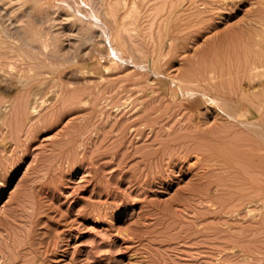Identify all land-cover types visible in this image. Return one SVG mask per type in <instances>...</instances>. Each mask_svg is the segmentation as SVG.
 Returning <instances> with one entry per match:
<instances>
[{"label": "rangeland", "instance_id": "obj_1", "mask_svg": "<svg viewBox=\"0 0 264 264\" xmlns=\"http://www.w3.org/2000/svg\"><path fill=\"white\" fill-rule=\"evenodd\" d=\"M119 1L111 0L116 4ZM126 1L129 7L134 0H123L118 8L125 7L123 2ZM139 3L140 8L146 9H141L142 16H137V30H133L130 37L126 35L129 44L138 42L133 45L137 49L135 54L140 52L139 59L135 55L136 58L131 59L133 62L130 61L125 51L124 60H117L116 69L109 72L110 58H98L93 42H79L81 34L72 30L64 16L57 22L65 38L62 46L59 45L61 55L50 52L40 60L39 55L24 46L22 39L28 26L42 35L50 30L49 20L54 14L44 5L33 7L30 16L20 14L22 30L12 42L7 36L2 37L5 34L0 28V40L6 38V42L0 41V105L14 101L18 116H22L21 119L17 116L16 143L6 130L0 129V264H264V129L259 134V129L228 125L231 122L227 116L210 102L199 106L192 114L176 85L177 78L213 61L220 64L219 67L235 65L234 70L238 65V70L248 46L247 23L264 13V6L259 0H225L224 3L221 0H186L180 3L181 8L177 7L176 16L168 23L171 28L161 32L164 36L167 34L162 56L158 47L153 50L151 41L148 43L152 32L157 33V37L159 29L166 26L162 14L159 16L152 10L154 2L147 4L139 0ZM259 6L263 10H259ZM72 7L78 13L79 6L73 3ZM124 7L119 17L126 24L130 19L124 16L128 11ZM148 8L149 17L145 12ZM84 9L80 10L88 14ZM153 16L158 17L154 23ZM129 22L132 24V21L127 24ZM148 25L152 27L150 30H147ZM93 32L94 42L99 41L98 48L105 49L106 42L103 38L99 40L100 32ZM157 40L160 45L161 40ZM170 41L173 49H169ZM155 57L161 59L153 67L150 61ZM244 80L247 79H243L242 87L252 90L250 86L255 83L252 85ZM54 84L57 88L63 84L70 89L66 97L63 96L64 101L52 100ZM53 85L55 88L51 87ZM46 87L51 89L46 92ZM30 90L42 91L44 96L39 102L46 104L39 106L38 114L32 115L25 105L24 96L29 95ZM225 92L234 97L235 101L228 105L229 110H234L240 98ZM85 99H90L89 103L79 102H86ZM247 100H242L240 109L246 113L252 111L250 120L261 123L264 128V118ZM141 102L150 105L148 111L152 114V128L147 129L143 139L130 134L137 127L133 123L139 117L135 112L137 107L135 111L132 109ZM13 120L16 123V118ZM193 127L197 130L191 129ZM123 130L129 133L125 138L120 136ZM167 130L172 138H166ZM197 132L214 138L213 145L208 143L209 156L206 152L200 153L203 158L199 159L194 153L190 157H185L184 153L177 155L179 147L175 138L180 140L181 135ZM235 135L238 138H234ZM165 140L173 142L167 150L175 154L171 159L163 155L165 147L160 141ZM155 149L159 150L158 154L153 153Z\"/></svg>", "mask_w": 264, "mask_h": 264}, {"label": "bare ground", "instance_id": "obj_2", "mask_svg": "<svg viewBox=\"0 0 264 264\" xmlns=\"http://www.w3.org/2000/svg\"><path fill=\"white\" fill-rule=\"evenodd\" d=\"M74 1H76V2H72V1H68V0H0V28H2V31H3V33L5 34L4 36L2 35V37L4 38L5 36H7V38L10 40V42H12V38L17 34V33H21V30H22V27H21V25L19 24V22H20V18H19V16H20V14H23L24 13V16H30V14L32 13V9H33V7H35V6H40V5H44V8L45 9H47L48 11L50 10V11H53L52 13L54 14V15H52L51 13H50V15H52L53 17H50L51 19L49 20L51 23V25H50V30L47 32V33H45V34H43L42 35V33L40 32L39 33V31H37L36 29H34V28H32V27H27L26 28V31H25V36H24V38L22 39V40H24L23 42H24V46L26 47V48H28V49H30L32 52H34L35 53V55H39L40 56V58L39 57H37V58H39L40 60H41V56L42 55H46V57H47V55L51 52V53H54V54H56L57 56H59V55H61V50L62 49H60L59 48V45L60 46H62V42L64 41V39L65 38H63L62 37V35L64 36V33L62 34L60 31H59V28H58V25L60 24H57V22H59L60 21V18L61 17H65V21L67 22V24H69V23H71V26H72V30L74 31V30H77L78 31V33H80L81 34V38H80V40H79V42H83V43H85L86 42V44H88L89 42H93V48H94V51L96 52V54H97V56H98V58L100 57V59H105V58H110V61H109V63H112L111 64V67H109V68H111V69H108L107 71L109 72V71H111L113 68H114V66H115V64H116V62H117V60H119V59H121V61H123L124 60V53H125V51H126V53H127V55L129 56V57H131L130 58V61H132L134 58H136L135 57V55H137V54H135V53H137V49H136V47L133 45V44H135V42L133 43V44H129V42L126 40V35H127V37L129 36L130 37V35L129 34H131V36H132V34H133V30H137V28H136V23H137V21H136V19H137V16H139V15H141L140 14V12L143 10L142 8H140V4L141 3H139L138 4V2H139V0H134L133 1V3H132V5H128L129 7H127V1L126 2H123L124 3V5H126L125 7L124 6H121V8H118L119 7V5L121 4L120 2H122L123 0H121V1H119L117 4H116V2H114V3H112L111 2V0H74ZM116 1V0H115ZM143 1V3H147L148 4V2L150 3H152V2H154V4L152 5V7H153V9L152 10H154V12H156L157 13V15H159L160 16V14H162V18L161 19H163V22H165V25L166 26H164V27H166L165 29H164V27H163V29H159L158 31V34L160 33V35H158L157 37H156V35L155 34H157V33H151V31H150V33H151V36L148 34V33H146V34H148L149 36H150V40L148 41V43H150V41H151V45L153 46V50H156V48L158 49V51H159V54H160V52H162L163 51V49H164V38L166 37L167 38V34L164 36V35H162V33L165 31H167V28L169 29V28H171V27H168L169 25H171V24H169L168 25V23H170V22H172V21H170L171 19H174V16H176V15H174V13L176 12V10H177V7L180 5V3H183V2H185L186 0H142ZM188 1V0H187ZM190 1V0H189ZM221 1H223V3H224V1L225 0H221ZM252 1V0H251ZM260 1V3L264 6V0H259ZM131 2H132V0H131ZM227 2V1H226ZM73 3H76L79 7H78V13L76 12V10H74V8L72 7V5H73ZM120 3V4H119ZM189 3V2H188ZM229 3V2H228ZM253 3V2H252ZM255 3V2H254ZM146 4V5H147ZM31 5V6H30ZM75 5V4H74ZM121 5H123V4H121ZM143 5H145V4H142V6ZM145 5V6H146ZM149 6H150V4H149ZM180 6H182V5H180ZM179 6V8H181ZM255 6H256V4H255ZM122 7H124V9L127 7L128 8V11H127V15L125 14H123L124 16H126V18H128V19H130V20H128V21H132V24L130 23H128L129 25H131V28L128 26V24H127V22L128 21H126V24H125V22H123V17L121 18L122 19V21H120V17H119V12H120V9H122ZM151 6H150V8H152ZM81 8H85L84 10H86L87 11V13L88 14H84L83 13V10H80ZM264 8V7H263ZM142 9V10H141ZM146 9V8H145ZM144 9V10H145ZM259 10L260 9H262L260 6H259V8H258ZM141 10V11H140ZM143 10V11H144ZM150 9L148 8L145 12H147V15H148V17H149V11ZM263 10V9H262ZM122 11H124V10H122ZM121 11V12H122ZM125 11H126V9H125ZM142 11V12H143ZM178 11V10H177ZM120 12V13H121ZM143 13V15H145L146 13ZM179 13V12H178ZM175 14H177V13H175ZM261 13H259L257 16H256V18L254 17L253 19H251L247 24H248V29L250 30L249 32H248V35L246 34H244L246 37H247V41H248V46H247V48H246V50L244 51V56H243V59H242V62H241V64H240V62H239V66H240V68L237 70V68H238V65L235 67V70L233 69L234 68V66L232 65V68H230L229 66L227 67V68H230V69H227L226 67H223V66H221V67H219L220 66V64H217L216 63V61H213V62H211V63H209V65H206V63H205V66H198V67H195L194 69H192L188 74H186L185 76H183L181 79H179V78H177V83L178 84H176V85H179L178 86V88H179V90L181 91V93H182V95H183V97H184V101L183 102H186V103H188V105L186 106V108L189 110V112H195V110H198L197 108L199 107V106H201V105H205V104H207L208 102H210V103H212V104H214V105H216L217 107H219L221 110H222V112L227 116V118H228V120L231 122V123H228V125L229 124H235V125H240V127L241 126H243V127H245V128H248V129H259V130H257V133H261V131H263V129L264 128H262V126H261V123H259V122H256V121H251L250 120V117H249V114L251 115L252 114V111H250L249 113H246L244 110H241L240 109V106H242L243 105V99H248L247 101H250L251 103H252V106L253 107H256L255 108V110H257L258 112H259V116H261V118H264V13L262 12V14L260 15ZM45 15V14H44ZM47 15V14H46ZM151 15V17H152V15H153V13L152 14H150ZM142 16V15H141ZM23 17V16H22ZM32 17V16H31ZM153 17H155V19L153 20V22L152 23H154L155 22V20L158 18V17H156V16H153ZM251 17V16H250ZM26 18V17H25ZM48 18V17H47ZM125 18V19H126ZM138 19H140V18H138ZM146 19H147V17H146ZM41 19H39V21H40ZM43 20H44V18H43ZM127 20V19H126ZM141 20H143V19H141ZM160 20V19H159ZM158 20V21H159ZM23 21V20H22ZM25 21V20H24ZM39 21H37V22H39ZM152 20H150V22H151ZM160 21H162V20H160ZM159 21V22H160ZM144 22V21H143ZM150 22H148V23H150ZM243 22V21H242ZM5 23H6V25H5ZM152 23H150V25L152 24ZM202 23V22H201ZM200 23V24H201ZM44 24H46L45 22H44ZM49 24V23H48ZM139 24V23H138ZM137 24V25H138ZM143 24V23H142ZM61 25V24H60ZM156 25V24H155ZM23 26V25H22ZM46 26V25H45ZM132 26H134V27H132ZM152 27L154 26V24L153 25H151ZM157 26V25H156ZM37 27H38V25H37ZM138 27V26H137ZM141 27H142V25H141ZM145 27V26H144ZM147 27H149V28H147V30L149 29L150 30V28H152V27H150L149 25L147 26ZM247 27V26H246ZM47 28V27H46ZM140 28V27H139ZM139 28H138V30H139ZM146 28V27H145ZM160 28H162V27H160ZM44 29V28H43ZM142 29V31L144 30L143 28H141ZM154 29V28H153ZM94 30H96V31H98V32H100V35H101V38H99V40H101L102 38V40L103 41H105L106 42V44L104 45L103 43H101L100 42V46H102V44H103V46H106L105 47V49H102V50H100V48H102V47H100V48H98V46H97V43L99 44V41L96 43V42H94V39H95V36H93L94 34ZM146 29H145V31H147ZM155 30H157V27L155 28ZM154 30V31H155ZM2 31H0V33L2 32ZM77 31H76V33H77ZM198 31V30H197ZM162 32V33H161ZM168 32H169V30H168ZM32 34V36L30 35V34ZM141 33V32H140ZM143 33V32H142ZM181 33V32H180ZM34 34V35H33ZM62 34V35H61ZM69 34V33H68ZM75 34V33H74ZM145 34V33H144ZM1 35V34H0ZM19 35V34H18ZM70 35V34H69ZM77 35V34H76ZM100 35H98V36H100ZM141 35V34H140ZM143 35V34H142ZM17 36V35H16ZM65 36H67V35H65ZM78 36H79V34H78ZM136 36V35H135ZM134 36V37H135ZM2 37H0V38H2ZM80 37V36H79ZM137 37L138 36H136V38L135 39H137ZM142 37V36H141ZM145 37V36H144ZM148 37V36H147ZM170 37V36H169ZM217 37V36H216ZM143 38V37H142ZM141 38V39H142ZM157 38H159V40H161V42H160V45L158 44L159 42H158V40H157ZM171 38V37H170ZM140 38H139V40H141ZM144 39V38H143ZM173 39V38H172ZM172 39H169V40H171V41H173ZM198 39V38H197ZM16 39H14V41H15ZM101 40V41H102ZM138 40V39H137ZM145 40V39H144ZM168 40V41H169ZM1 41V40H0ZM5 42H6V38H5V40H4ZM3 40L1 41V42H4ZM145 41H147V38H146V40ZM144 41V42H145ZM169 42L170 43V45H169V49H173V43L172 42ZM240 41V40H239ZM88 42V43H87ZM104 42V43H105ZM167 42V41H166ZM232 42V41H231ZM83 43H82V45H83ZM138 42H136V44H137ZM8 44V43H7ZM13 44V43H12ZM16 44V43H15ZM140 44H143L142 42H140ZM145 44V43H144ZM242 44V43H241ZM1 45V44H0ZM4 45V44H3ZM85 45V44H84ZM191 45H193V44H191ZM5 46V45H4ZM11 47H12V45H10ZM17 46V45H16ZM70 46V45H69ZM144 46V45H143ZM226 46V45H225ZM224 46V47H225ZM242 46V45H241ZM10 47V48H11ZM19 47V46H18ZM17 47V48H18ZM175 47V46H174ZM245 47V46H244ZM3 48V47H2ZM6 48H7V46H6ZM21 48V47H20ZM19 48V49H20ZM98 48V49H97ZM104 48V47H103ZM135 48V49H134ZM211 48V47H210ZM218 48V47H217ZM243 48V47H242ZM1 49V48H0ZM22 49V48H21ZM2 50H4V49H2ZM15 50V49H14ZM14 50H12L11 49V51H14ZM25 50V49H24ZM66 50V49H65ZM64 50V51H65ZM143 50V49H142ZM145 50V49H144ZM167 50V49H166ZM166 50H164V51H166ZM185 50V49H184ZM213 50V49H212ZM216 51H217V49H215ZM215 50H213V51H215ZM17 51V50H16ZM212 51V52H213ZM243 51V50H242ZM22 52V51H21ZM69 52V51H68ZM84 52V51H83ZM1 53V52H0ZM15 53V52H14ZM29 53V52H28ZM33 53V54H34ZM87 53V52H86ZM142 53V52H141ZM153 53V52H152ZM158 53V52H157ZM167 53V52H166ZM170 53V52H169ZM214 53V52H213ZM2 54V53H1ZM0 54V55H1ZM32 54V55H33ZM85 54V53H84ZM139 54H140V52H139ZM139 54L137 55L138 56V59H139ZM148 54V53H147ZM158 54V55H159ZM163 54V52L161 53V55ZM232 54V53H231ZM126 55V54H125ZM157 55V56H158ZM161 55H159L160 57H161ZM164 55V54H163ZM162 55V56H163ZM166 55V54H165ZM2 56V55H1ZM6 56V55H5ZM23 56V55H22ZM30 55H28V57H29ZM52 56V55H51ZM145 56V55H144ZM147 56V55H146ZM151 56H152V54H151ZM150 56V57H151ZM168 56V55H167ZM16 57V56H15ZM28 57L26 58V59H28ZM55 56H53V58H54ZM91 57V56H90ZM141 57V56H140ZM149 57V58H150ZM160 57H158V58H156V59H154L153 61H150V62H152V65H153V67L155 66H157L158 65V61H159V59H161ZM207 57V56H206ZM228 57V56H227ZM3 58V57H2ZM19 58V57H18ZM58 58V57H57ZM76 58V57H75ZM144 58V57H143ZM215 58H217V57H215ZM231 58V57H230ZM235 59H236V57H234ZM22 59V58H21ZM78 59V58H77ZM132 59V60H131ZM141 59V58H140ZM145 59V61H146V59L147 58H144ZM201 59V58H200ZM31 60V59H30ZM42 60H44L43 59V56H42ZM58 60V59H57ZM142 60V59H141ZM237 60V59H236ZM47 61H48V59H47ZM55 61H56V57H55ZM59 61V60H58ZM62 61V60H61ZM72 61V60H71ZM221 61V60H220ZM239 61V60H238ZM31 62V61H30ZM42 62V61H41ZM133 62V61H132ZM217 62H219V60H217ZM21 63V62H20ZM45 63V62H44ZM47 63V62H46ZM146 63H148V62H146ZM222 63V62H221ZM39 64V63H38ZM223 64V63H222ZM52 65V64H51ZM50 65V66H51ZM79 65V64H78ZM194 65V64H193ZM219 65V66H218ZM16 66V65H15ZM28 66V65H27ZM33 66V65H32ZM42 66V65H41ZM54 66V65H53ZM60 66H61V64H60ZM17 67V66H16ZM58 67V66H57ZM106 68H108V67H105L104 69H106ZM148 68V67H147ZM40 69H42V68H40ZM114 69H116V68H114ZM140 69H141V67H140ZM142 69H144V68H142ZM149 69V68H148ZM145 70V69H144ZM47 71H48V69H47ZM188 72V71H187ZM89 73V72H88ZM37 74V73H36ZM84 74V73H83ZM86 74V73H85ZM84 74V75H85ZM92 74V73H91ZM10 75V74H9ZM58 76V75H57ZM106 78V77H105ZM171 79H173V78H171ZM243 79H247V80H244V81H246V82H250V83H252V85L255 83V85L252 87V86H250L251 88H252V90L250 89H248V90H246V89H244L243 87H242V81H243ZM108 80V79H107ZM154 80V79H153ZM104 81V80H103ZM117 81V80H116ZM21 82V81H20ZM58 82V81H57ZM60 82V81H59ZM150 82V81H149ZM152 82V81H151ZM76 83V82H75ZM97 83V82H96ZM119 84V83H118ZM140 84H142V83H140ZM139 84V85H140ZM55 85V84H54ZM54 85L53 86H51V87H53V88H55L54 87ZM56 85H58V83H56ZM55 85V86H56ZM147 85V84H146ZM154 85V84H153ZM173 85V84H172ZM50 86V85H49ZM60 86H61V84H60ZM64 85L62 84V87H59V88H57V86H56V88H55V92L53 91L54 89H52L51 91L53 92L52 93V100H56V101H64V97L63 96H65V93H66V91L68 92V90H70L69 88H66L65 86V88L63 87ZM244 86V85H243ZM25 87V86H24ZM26 87H27V85H26ZM246 87V86H245ZM41 88V87H40ZM89 88V87H88ZM45 89V88H44ZM49 89H51L50 87L47 89V87H46V89L44 90V91H46V90H49ZM99 89H100V87H99ZM116 89V88H115ZM83 90V89H82ZM86 90V89H85ZM101 90V89H100ZM113 90H114V88H113ZM28 91H29V89H28ZM42 91H43V89H42ZM42 91L40 92H36V91H33V90H30V92H29V95L26 93V96L28 95V97L27 98H25L26 96H24V100H25V102H26V104L25 105H27L30 109H31V111H32V113H31V111H30V113L33 115V114H38V112H39V106H43V105H45L46 103H45V101H43L42 103H40L39 101L42 99V97H44V96H42ZM96 91H97V89H96ZM147 91H149V90H147ZM225 91H229L230 93L232 92L233 93V95H236L237 96V98H242V100H237V107H235V109L233 110H229L228 109V105H229V103L230 102H234L235 101V99H234V97L233 96H231V95H229V94H227L228 92H225ZM47 92V91H46ZM73 92V91H72ZM98 92V91H97ZM99 92H101V91H99ZM113 92V91H112ZM111 92V93H112ZM49 93V92H48ZM231 93V94H232ZM8 94V93H7ZM20 94V93H19ZM44 94V93H43ZM50 94H51V92H50ZM68 94V93H67ZM72 94H74V93H72ZM45 95V94H44ZM71 95V94H70ZM98 95V94H97ZM96 95V96H97ZM100 95V94H99ZM87 96V95H86ZM90 93H89V98H90ZM133 96V95H132ZM145 96V95H144ZM66 97V96H65ZM82 97V96H81ZM92 97H94L95 99H96V97L95 96H92ZM149 97V96H148ZM160 97V96H159ZM164 97V96H163ZM1 98V97H0ZM11 98V97H10ZM100 98V97H99ZM132 98V97H131ZM154 98H155V96H154ZM4 99H5V97H4ZM47 99V98H46ZM70 99V98H69ZM73 99H75V98H73ZM86 99H88V98H86ZM85 99V100H86ZM91 99V98H90ZM89 99V100H90ZM110 99V98H109ZM137 99V98H136ZM140 99V98H139ZM142 99V98H141ZM68 100V99H67ZM88 100V101H89ZM105 100V99H104ZM150 100V99H149ZM22 101H23V99H22ZM73 101V100H72ZM87 100H86V102L84 101V100H81V101H79V102H81V103H87L88 102ZM137 101V100H136ZM140 101V100H139ZM142 101V100H141ZM175 101V100H174ZM9 102V101H8ZM19 102V105H20V102L21 101H18ZM52 103L51 104H53L54 102L53 101H51ZM66 103H67V101H65ZM93 102L94 101H92V104H93ZM146 102V101H145ZM151 102H152V100H151ZM155 102V101H154ZM167 102V101H166ZM165 102V103H166ZM45 103V104H44ZM48 103V102H47ZM65 103V104H66ZM76 103H77V101H76ZM89 103V102H88ZM91 103V102H90ZM125 103V102H124ZM127 103V102H126ZM147 103V102H146ZM148 103H149V101H148ZM164 103V102H163ZM250 103V104H251ZM23 104V103H22ZM120 104V103H119ZM131 104V103H130ZM151 104V103H150ZM153 104V103H152ZM162 104V103H161ZM233 104H235V103H233ZM24 105V104H23ZM24 105V106H25ZM74 105V104H73ZM99 105V104H98ZM111 105V104H110ZM109 105V107H111ZM124 105V104H123ZM126 105V104H125ZM123 106V107H129V104L128 105H126V106ZM132 105H134V104H132ZM131 105V106H132ZM140 105V106H139ZM138 106H136L135 105V107L132 109V110H134L136 107V111L135 112H137L136 113V115L137 116H139L138 117V120L136 121V122H134L133 123V125L134 126H137V127H135V128H133V130H131L130 131V134H132V135H136L135 137H138V138H141V139H143V138H145V136H147V132H148V128H150V126L152 125V124H150V117L152 116V114L148 111L149 109H151L150 107L148 108V105L149 104H144L143 102H141L140 104H139ZM162 105H164V104H162ZM184 105H185V103H184ZM240 105V106H239ZM15 104H14V101L13 102H9V104L6 102V103H2L1 105H0V129L1 128H3V131L4 130H6L7 132L6 133H9L10 135H11V137L10 138H12L13 137V139H14V141H15V143H16V136L18 135V133H19V129H18V118H17V116H18V114H17V112H16V108H15ZM50 106V105H49ZM52 106V105H51ZM85 106H87V105H85ZM121 106V105H120ZM150 106V105H149ZM152 106V105H151ZM161 106V105H160ZM183 106V105H182ZM181 106V107H182ZM76 107V106H75ZM78 107V106H77ZM90 107H91V105H90ZM112 107H113V105H112ZM116 107V106H115ZM117 107H118V103H117ZM18 108V107H17ZM19 108H20V106H19ZM27 108V107H26ZM153 108V107H152ZM167 108H169L168 106H167ZM23 109H24V107H23ZM97 109H99V107L97 108ZM116 109V108H115ZM114 109V110H115ZM157 109H159V108H157ZM206 109H208L207 107H206ZM219 109V110H220ZM254 109V108H253ZM18 110V109H17ZM20 110V109H19ZM120 110V109H119ZM130 110V109H129ZM184 110V109H183ZM182 110V111H183ZM200 110V109H199ZM161 111V110H160ZM169 111V110H168ZM179 111V110H178ZM181 111V112H182ZM25 112V111H24ZM127 112V111H126ZM156 112H158V111H156ZM164 112V111H163ZM189 112H188V114H189ZM198 112V111H197ZM222 112L220 113V114H222ZM40 113V112H39ZM97 113V112H96ZM119 113V112H118ZM162 113V112H161ZM177 113V112H176ZM219 113V112H218ZM25 114V113H24ZM123 114V113H122ZM160 114V113H159ZM183 114V113H182ZM187 114V113H186ZM193 114V113H192ZM200 114V113H199ZM177 115V114H176ZM179 115V114H178ZM28 116H30V115H28ZM27 116V117H28ZM173 116V115H172ZM186 116H189V115H186ZM193 116V115H192ZM192 116H190V117H192ZM221 116V115H220ZM19 117V116H18ZM22 117V116H21ZM21 117H19L20 119H21ZM182 117V116H181ZM13 118L15 119L16 118V123H15V120H13ZM38 118V117H37ZM36 118V119H37ZM96 118V117H95ZM170 117H168L167 119H169ZM224 118H225V116H224ZM29 119V118H28ZM179 119V118H178ZM187 119H188V117H187ZM186 118H185V120H184V118H183V120L184 121H186L187 120ZM27 120V119H26ZM32 120V119H31ZM44 120V119H43ZM55 120V119H54ZM136 120V119H135ZM171 120H173V119H171ZM176 120V119H175ZM182 120V121H183ZM189 120V119H188ZM20 121V120H19ZM154 121V120H153ZM152 121V122H153ZM182 121L180 120V122L182 123ZM193 121V120H192ZM30 122V121H29ZM175 122V121H174ZM173 122V123H174ZM179 122V123H180ZM187 122V121H186ZM189 122V121H188ZM22 123V122H21ZM124 123V122H123ZM155 123V122H154ZM184 123V125H185V122H183ZM182 123V124H183ZM120 124V123H119ZM161 124V123H160ZM169 124H171V123H169ZM181 124V125H182ZM22 125V124H21ZM184 125H182V126H184ZM187 125H188V123H187ZM20 126V125H19ZM122 126V125H121ZM226 126V125H225ZM160 127V126H159ZM191 126H189L188 128H187V130H189V128H190ZM28 128V127H27ZM151 128H152V126H151ZM151 128H150V130H151ZM185 128V127H184ZM199 128V127H198ZM219 128V127H218ZM29 129V128H28ZM148 129V130H147ZM157 129V128H156ZM169 129V128H168ZM173 129V128H172ZM180 129V128H179ZM179 129H178V131H179ZM191 129H196V128H191ZM220 129V128H219ZM24 130V129H23ZM149 130V131H150ZM170 130V129H169ZM174 130V129H173ZM173 130H171V131H173ZM182 130V129H181ZM197 130V129H196ZM246 130V129H245ZM124 131L125 130H123V132L121 133V138L122 137H126L127 135H129V133L128 132H126L125 131V133H124ZM184 131V133L186 132L185 130H183ZM1 132V131H0ZM5 132V131H4ZM97 132V131H96ZM118 132V131H117ZM120 132V131H119ZM154 132H156V131H154ZM154 132H150L151 134H153ZM167 132V134H168V130L166 131ZM174 133L173 134H175V130L173 131ZM177 132V131H176ZM188 132V131H187ZM192 132H194V131H192ZM204 132V131H203ZM245 132H247V131H245ZM264 132V131H263ZM158 133V132H157ZM183 133V136L185 135ZM190 133V132H189ZM238 133V132H237ZM236 133V134H237ZM243 133V132H242ZM2 134V133H1ZM4 134V133H3ZM94 134V133H93ZM180 134H181V132H180ZM235 134V133H234ZM20 135V134H19ZM97 135V134H96ZM163 135V134H162ZM178 135H179V133H178ZM177 135V136H178ZM203 135V134H202ZM201 134H198V132H197V134H189V135H185L184 137H181L180 135V137L179 138H181L180 140L178 139V137H176L175 139L177 140V145H178V147H179V150L176 152V151H173V152H176L177 153V155H181L182 153H184V155H185V157H190V155H192L193 153L194 154H196L195 156L199 159V157H202V156H200V153L202 154V153H205L206 151H208L207 149L210 147L209 145H208V143H212L213 141L215 142V140H213L214 138H212V137H208V136H202ZM1 136V135H0ZM28 136V135H27ZM81 136V135H80ZM90 136V135H89ZM167 136V137H166ZM165 137L166 138H168V136L170 137V138H172L171 136H173L172 135V133L170 132L168 135H166ZM176 136V135H175ZM209 136H211V135H209ZM3 137V136H2ZM6 137V136H5ZM8 137V136H7ZM131 137V136H130ZM161 137H163V136H161ZM165 137H163L164 139H166ZM215 137V136H214ZM228 137V136H227ZM238 138V136H236L235 135V137L234 138ZM97 138V137H96ZM155 138H158V134H157V136L155 135ZM232 139H233V137H231ZM29 139V138H28ZM151 139V138H150ZM153 139V138H152ZM215 139H218V137L217 138H215ZM231 139V140H232ZM18 140V139H17ZM179 140V141H178ZM2 141V140H1ZM14 141L12 140V142L14 143ZM254 141V140H253ZM3 142H5V141H3ZM2 142V143H3ZM161 142V146H163V147H165V148H163L164 149V153H163V155L164 156H167L168 155V158L169 159H171V157L173 158L174 156H175V154H173V153H169L168 151V149H169V147L171 146V144H173V142H172V140L170 141V140H165L164 142H162V141H160ZM236 142V141H235ZM241 142H243L242 140H241ZM248 142V141H247ZM251 142V141H250ZM8 143H9V141H8ZM7 143V144H8ZM23 143V142H22ZM116 143V142H115ZM4 144V143H3ZM197 144V145H196ZM159 145V146H160ZM212 145H213V143H212ZM251 145V144H250ZM13 146H14V144H13ZM17 146V145H16ZM249 146V145H248ZM139 147V146H138ZM172 147V146H171ZM238 147V146H237ZM160 148V147H159ZM158 148V149H159ZM252 148V147H251ZM3 149V148H2ZM14 149V148H13ZM15 149H16V147H15ZM72 149V148H71ZM139 149V148H138ZM137 149V150H138ZM144 149V148H143ZM158 149H155V151L153 152L154 154H158V152H159V150ZM231 149V148H230ZM11 150H12V147H11ZM79 150H80V148H79ZM168 150V151H167ZM174 150H176V149H174ZM181 150H183V151H181ZM215 150V149H214ZM16 151V150H15ZM246 151V150H245ZM257 151V150H256ZM3 152V151H2ZM148 153L150 152V151H147ZM147 152H145V153H147ZM209 152V151H208ZM211 152V151H210ZM160 153H161V151H160ZM159 153V154H160ZM207 153V152H206ZM137 154V153H136ZM141 154V153H140ZM10 155V154H9ZM163 155H162V157H163ZM203 155V154H202ZM207 155H208V153H207ZM11 156V155H10ZM68 156V155H67ZM148 156V155H147ZM194 156V157H195ZM209 156V155H208ZM5 157H7V156H5ZM74 157V156H73ZM122 157V156H121ZM159 157V156H158ZM185 157H183V155H182V158H185ZM221 157V156H220ZM3 158V157H2ZM167 158V157H166ZM203 158V157H202ZM202 158H201V160H202ZM206 158V157H205ZM208 158V157H207ZM219 158V157H218ZM222 158V157H221ZM151 159V158H150ZM240 159V158H239ZM66 160H67V158H66ZM142 160V159H141ZM140 160V161H141ZM155 160H156V158H155ZM167 160V159H166ZM201 160H199V161H201ZM204 160V159H203ZM144 161H146V160H144ZM151 161V160H150ZM168 161V160H167ZM166 161V162H167ZM231 161V160H230ZM76 162V161H75ZM202 162V161H201ZM216 163H218V162H216ZM151 164V163H150ZM149 164V165H150ZM141 165V164H140ZM143 165V164H142ZM156 165V164H155ZM144 166V165H143ZM158 166V165H157ZM241 166V165H240ZM249 166V165H248ZM153 167V166H152ZM158 168V167H157ZM232 168V167H231ZM257 168V167H256ZM234 169V168H233ZM249 169H251V168H249ZM259 169H260V167H259ZM259 169H257V170H259ZM202 171V170H201ZM241 171V170H240ZM255 171V170H254ZM250 173V172H249ZM259 173V172H258ZM206 174V173H205ZM234 174V173H233ZM253 176V175H252ZM256 176V175H255ZM238 178V177H237ZM239 179V178H238ZM235 180V179H234ZM237 180V179H236ZM240 180V179H239ZM252 180V179H251ZM258 180V179H257ZM247 181V180H246ZM259 181H261V179L259 180ZM233 182V181H232ZM245 182V181H244ZM264 182V181H263ZM120 183V182H119ZM256 183V182H255ZM260 184V183H259ZM223 185V184H222ZM217 186V185H216ZM262 186V185H261ZM207 187V186H206ZM221 187V186H220ZM241 187V186H240ZM211 188V187H210ZM215 188V187H214ZM218 188V187H217ZM212 189V188H211ZM220 189V188H219ZM237 189H239L238 188V186H237ZM236 189V190H237ZM251 189V188H250ZM253 189V188H252ZM259 189V188H258ZM210 190V189H209ZM245 190V189H244ZM243 190V191H244ZM261 190H263V189H261ZM218 191V190H217ZM237 191H239V190H237ZM242 191V192H243ZM256 191H258V190H256ZM261 192V191H260ZM264 192V191H263ZM197 193V192H196ZM202 193V192H201ZM236 193V192H235ZM255 193V192H254ZM258 193H259V191H258ZM198 194V193H197ZM232 194V193H231ZM252 194V193H251ZM256 194V193H255ZM263 194V193H262ZM249 195V194H248ZM247 195V196H248ZM254 195V194H253ZM206 196V195H205ZM204 196V197H205ZM223 196V195H222ZM236 196V195H235ZM255 196V195H254ZM263 196V195H262ZM206 197H208V196H206ZM245 197V196H244ZM258 197H260L259 195H257V198ZM199 198V197H198ZM241 198V197H240ZM247 198H249V197H247ZM211 199V198H210ZM213 199V198H212ZM221 199H223V198H221ZM252 199H253V196H252ZM255 199V198H254ZM205 200H207V199H205ZM208 200H209V198H208ZM204 201V200H203ZM211 201V200H210ZM260 201V200H259ZM261 201H262V199H261ZM223 202V201H222ZM248 202V201H247ZM250 202V201H249ZM257 202H258V200H257ZM201 203V202H200ZM235 204H236V202H234ZM240 203V202H239ZM252 203V202H251ZM213 204V203H212ZM235 204H233V205H235ZM250 204V203H249ZM262 204V203H261ZM263 204H264V202H263ZM203 205V204H202ZM222 205V204H221ZM210 206V205H209ZM214 206V205H213ZM243 206V205H242ZM212 207V206H211ZM231 207V206H230ZM230 207H228V208H230ZM241 207V206H240ZM240 207H238V205H237V208H240ZM244 207H245V205H244ZM252 207H254V206H252ZM234 208H236V207H234ZM251 208V207H250ZM256 208V207H255ZM254 208V209H255ZM227 209V208H226ZM248 209V208H247ZM253 209V210H254ZM258 209V208H257ZM111 210V209H110ZM238 210V209H237ZM260 210H261V208H260ZM251 211V210H250ZM231 212V211H230ZM248 212V211H247ZM252 212V211H251ZM256 212H257V210H256ZM229 214V213H228ZM242 214V213H241ZM243 215V214H242ZM245 215V214H244ZM262 215V214H261ZM264 215V214H263ZM250 216V215H249ZM245 218V217H244ZM263 218V217H262ZM250 219V218H249ZM251 221V220H250ZM194 222V221H193ZM250 223V222H249ZM256 223V222H255ZM243 224V223H242ZM239 230V229H238ZM242 231V230H241ZM237 235H239V234H237ZM243 235V234H242ZM241 236V235H240ZM232 238V237H231ZM230 241V240H229ZM230 242H233V241H230ZM244 243H246V242H244ZM238 244V243H237ZM240 244V243H239ZM243 245V244H242ZM237 246V245H236ZM239 246V245H238ZM228 247V246H227ZM247 247V246H246ZM237 248V247H236ZM232 249H235V248H232ZM248 249V248H247ZM259 249V248H258ZM261 249V248H260ZM236 250V249H235ZM240 250H242V249H240ZM234 251V250H233ZM243 251V250H242ZM244 251H246V250H244ZM241 252V251H240ZM254 253V252H253ZM259 253V252H258ZM261 253V252H260ZM228 254V253H227ZM232 254V253H231ZM230 254V255H231ZM238 254V253H237ZM235 255V254H234ZM238 255H240V254H238ZM256 255V254H255ZM258 255V254H257ZM256 255V256H257ZM236 256V255H235ZM250 256V255H249ZM259 256V255H258ZM261 256V255H260ZM220 257V256H219ZM223 257V256H222ZM226 257V256H225ZM239 257V256H238ZM241 257H243V256H241ZM227 258V257H226ZM225 258V259H226ZM230 259V258H229ZM249 259V258H248ZM221 260H223V259H221ZM251 260V259H250Z\"/></svg>", "mask_w": 264, "mask_h": 264}]
</instances>
